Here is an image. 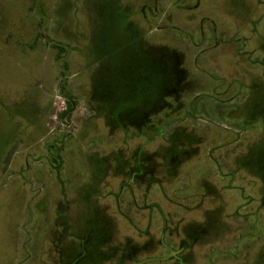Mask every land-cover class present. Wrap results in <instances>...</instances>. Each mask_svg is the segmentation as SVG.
I'll list each match as a JSON object with an SVG mask.
<instances>
[{
	"label": "rangeland",
	"instance_id": "374dc122",
	"mask_svg": "<svg viewBox=\"0 0 264 264\" xmlns=\"http://www.w3.org/2000/svg\"><path fill=\"white\" fill-rule=\"evenodd\" d=\"M0 264H264V0H0Z\"/></svg>",
	"mask_w": 264,
	"mask_h": 264
}]
</instances>
